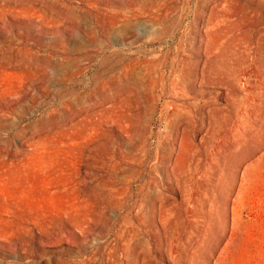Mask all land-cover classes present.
<instances>
[{
	"label": "rangeland",
	"instance_id": "obj_1",
	"mask_svg": "<svg viewBox=\"0 0 264 264\" xmlns=\"http://www.w3.org/2000/svg\"><path fill=\"white\" fill-rule=\"evenodd\" d=\"M0 264H264V0H0Z\"/></svg>",
	"mask_w": 264,
	"mask_h": 264
},
{
	"label": "crops",
	"instance_id": "obj_2",
	"mask_svg": "<svg viewBox=\"0 0 264 264\" xmlns=\"http://www.w3.org/2000/svg\"><path fill=\"white\" fill-rule=\"evenodd\" d=\"M235 74V73H234ZM236 76H238L236 74ZM237 80L239 79V77L236 78ZM246 79H247V72L245 70H243V73L241 75V82L243 84V87H242V90L245 92V82H246ZM256 80H257V77H256ZM242 114H245V112L243 111Z\"/></svg>",
	"mask_w": 264,
	"mask_h": 264
}]
</instances>
